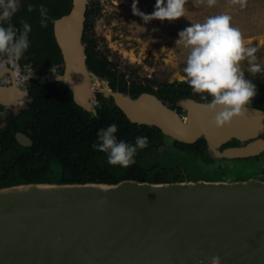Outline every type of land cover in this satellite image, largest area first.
Returning <instances> with one entry per match:
<instances>
[{"label": "water", "instance_id": "obj_1", "mask_svg": "<svg viewBox=\"0 0 264 264\" xmlns=\"http://www.w3.org/2000/svg\"><path fill=\"white\" fill-rule=\"evenodd\" d=\"M87 4L72 0L70 11L55 20L64 72L50 78L62 80L78 104L94 110L95 83L106 78L87 65ZM105 90L132 121L156 125L173 140L204 138L209 151L227 158L264 151L263 108L248 105L244 117L218 128L214 114L200 108L208 101L182 98V113L151 92L134 97ZM232 139L246 143L221 152ZM214 259L264 264V179L0 186V264H209Z\"/></svg>", "mask_w": 264, "mask_h": 264}, {"label": "trees", "instance_id": "obj_2", "mask_svg": "<svg viewBox=\"0 0 264 264\" xmlns=\"http://www.w3.org/2000/svg\"><path fill=\"white\" fill-rule=\"evenodd\" d=\"M59 2L53 6L52 14L55 17H59L70 10L71 0H59ZM91 11L93 10L88 4L85 29L89 25L88 19ZM50 38L53 39L54 37L50 36ZM83 38L86 42L88 67L96 75L108 79L110 85H114L113 88H116L118 78L115 62L97 49L96 41L87 38L86 31ZM46 43L50 44L49 48L55 58L62 59L55 39H48ZM119 84H122L121 81ZM40 90L43 94L38 97V101L43 102L44 121L42 125L38 123L33 127L34 143L31 147H24L21 151L10 153L9 156L0 160V186L30 181L116 182L123 178L151 181L170 180L172 171L176 168L175 165L166 167L161 165L158 160L157 162L151 160L153 154H160V156L175 155L169 148H164L161 144L163 137L166 136L158 127L132 121L106 92L96 93L99 101L96 112H92L85 111L76 103L73 108H70L68 104L61 106L57 101L58 98L51 97L53 92H63L67 102H73L70 90L63 82H59L58 85L50 84ZM118 90L127 91L126 87L123 86H120ZM131 90L132 93L139 95L146 91L152 92L153 88L149 85L134 84ZM155 91L171 102L180 98L199 97L186 82H183V79L171 82L163 81L158 84ZM208 98L211 99V97ZM259 98L261 97L255 96L249 105L264 107V104L258 102ZM55 114L58 115V119L50 123L52 115L55 116ZM71 119L74 121V127L70 124ZM112 123L118 125V131L115 133L118 140L134 144L136 137H148L147 147L137 150L136 163L128 168L109 165L107 154L92 148V144L98 142V130L106 128ZM173 141L179 150L193 155L201 152L206 146L204 138H199L192 143ZM181 177L182 174L178 171L174 180Z\"/></svg>", "mask_w": 264, "mask_h": 264}, {"label": "rangeland", "instance_id": "obj_3", "mask_svg": "<svg viewBox=\"0 0 264 264\" xmlns=\"http://www.w3.org/2000/svg\"><path fill=\"white\" fill-rule=\"evenodd\" d=\"M88 1L93 11L89 14V25L85 29L87 38L96 41L97 49L115 62L130 84L148 83L156 86L163 81L182 80L188 49L182 45L176 46L178 33L191 23H203L208 17L217 15H228L231 26L241 32L245 46L257 48L254 63L260 64L264 69V0H244L243 6L233 0H216L213 6H209L207 0H199L198 3L187 0L185 16L173 21L152 19L147 23L133 14V0ZM155 3L156 0H139L137 6L140 11L150 14L154 11ZM249 67L247 60L241 62L245 78L256 85V96L264 97V71L254 75L248 71ZM150 72L151 75H148ZM95 86L107 88L108 84L105 81H96ZM196 99L201 100V95ZM179 102L181 99L178 101L181 107ZM181 111L184 113L185 109L182 107ZM165 138L166 146L173 148L171 138ZM259 158H247L246 161L242 160L238 165L232 166V159L209 160L202 155L186 157L153 154L151 160H158L166 167L177 166L169 181L174 180L178 171L184 175L179 178L181 180H233L258 176L260 178L262 168L256 165ZM243 164L245 167L241 166Z\"/></svg>", "mask_w": 264, "mask_h": 264}, {"label": "clouds", "instance_id": "obj_4", "mask_svg": "<svg viewBox=\"0 0 264 264\" xmlns=\"http://www.w3.org/2000/svg\"><path fill=\"white\" fill-rule=\"evenodd\" d=\"M139 0H133L132 12L145 23L152 19L173 21L185 16L187 0H156L154 11L146 14L138 8ZM198 3L199 0H193ZM216 0H207L213 6ZM243 6L244 0H233ZM18 0H0V71L7 69L13 61H19L30 45L31 25L21 20L22 29L16 28L11 19L18 12ZM33 10V5H28ZM3 22H7L4 26ZM41 26L46 27L41 20ZM176 46L188 49L183 82H186L201 98L210 100L200 105L204 113H213L212 122L221 128L231 125L235 117H244L247 106L256 96V85L245 78L241 62L247 60L252 74L264 71L254 63L257 48L245 46L241 32L231 26L228 15L208 17L203 23L192 24L178 33ZM118 125L112 123L99 129L93 150L107 154L109 165L128 168L134 163L138 149L148 145V137L138 136L135 143L118 140L115 133ZM213 264H217L214 259Z\"/></svg>", "mask_w": 264, "mask_h": 264}, {"label": "flooded vegetation", "instance_id": "obj_5", "mask_svg": "<svg viewBox=\"0 0 264 264\" xmlns=\"http://www.w3.org/2000/svg\"><path fill=\"white\" fill-rule=\"evenodd\" d=\"M18 2L20 4V8L18 12L15 13L14 16L12 17L11 23L18 29H22L21 20H24L31 25V32L29 33V37H28L30 41V45L19 61H13L7 66L6 70L0 71V160L5 158L6 156H9L10 153L13 152L15 153V151H21L24 147H31L33 145L34 143L33 127H35L38 123L42 125L44 121L43 113H42L43 102L38 101V97L41 94H43V92L40 89H43L44 87L50 84L58 85L59 82H63L62 80H52L50 78L54 74L61 75L64 72V59L54 29L55 20L58 17H55L52 14L53 6L60 3L59 0H18ZM29 4L33 5L32 11L28 10ZM71 6H72V0L70 2V9ZM42 19L45 21L47 25L46 27L41 26L40 22ZM3 24L4 26H7V22H3ZM84 33H85V27H84ZM84 33H83V37H84ZM50 36L54 37L53 39H55L56 44L60 49L62 59L55 58V55L53 54L52 50L49 48L50 44L48 45L46 43L48 39L53 40L52 38H50ZM116 73L118 78L116 83V88H113L114 85L111 86L108 79H105V82L108 84V87H110L112 90H118L120 86L126 87L127 91H122V92L137 97L138 95L131 92L132 91L131 88L132 86H134V84H130V81L124 78V74L118 68L116 70ZM119 81H121L122 84H119ZM144 85H149L151 88H153V91L150 92L156 94L167 105L176 108L177 110L182 112L181 111L182 106L180 107L178 105V101L182 98H180L177 101L171 102L170 100L158 94L157 91H155L158 88V85L154 86L148 83H145ZM96 89H97L96 93L97 92L101 93L100 89L103 90L102 92H106L105 90L106 87L104 88V87L96 86ZM51 97L58 98L57 101L58 103L61 104V106L68 104L70 108H73L74 104L76 103L85 111L87 110L92 112L93 111L96 112L97 110L96 106L99 101L97 98V102L94 103V110H89L86 109L84 106L78 104L73 98L72 94L71 97L73 99V102H67V99L63 94V92H53ZM110 97L114 101L113 96L111 95ZM193 98H197V97H193ZM208 100L210 99L202 100V101H208ZM258 102L260 104H264V98L262 97L259 98ZM253 106H257L264 109V107L261 105H253ZM57 117H58L57 114H55V116L52 115L51 117L52 121H50V123L51 122L53 123L55 119L57 120L58 119ZM70 124L73 127L75 125L72 119L70 120ZM153 126L158 127L156 125ZM165 139L166 138L163 137L161 144L164 143ZM176 141L182 142L179 140ZM24 142H26V144ZM243 143L246 142H240L238 139H232L222 145L221 152L227 146H237ZM164 144H163L164 148H169V146H166V144L165 145ZM171 144L173 148H169V149L171 150L172 153H175V155H182L186 157L187 156L194 157L197 155H202L209 160H213V159L216 160L218 158L219 160L226 161L227 159H232L233 164H231L230 166L236 165L238 162L240 163L242 160L246 161L247 158L260 157L259 158L260 160H257L258 163L256 165H259V167L262 168L261 169L262 176L260 178L264 179L263 178L264 151L249 156H234L232 158H227L221 155L220 153H216V154L211 153V151H209L208 149L207 142L205 143L206 146L204 147V149L196 155H193L192 153H186V151L183 150H179V148L174 145L175 143L173 139H171ZM244 165L245 164L241 166ZM206 179H210V178H206Z\"/></svg>", "mask_w": 264, "mask_h": 264}, {"label": "bare ground", "instance_id": "obj_6", "mask_svg": "<svg viewBox=\"0 0 264 264\" xmlns=\"http://www.w3.org/2000/svg\"><path fill=\"white\" fill-rule=\"evenodd\" d=\"M188 264H191V263H188ZM209 264H213V262H211V263H209ZM217 264H219V263H217Z\"/></svg>", "mask_w": 264, "mask_h": 264}, {"label": "built area", "instance_id": "obj_7", "mask_svg": "<svg viewBox=\"0 0 264 264\" xmlns=\"http://www.w3.org/2000/svg\"><path fill=\"white\" fill-rule=\"evenodd\" d=\"M148 75H151V72Z\"/></svg>", "mask_w": 264, "mask_h": 264}]
</instances>
